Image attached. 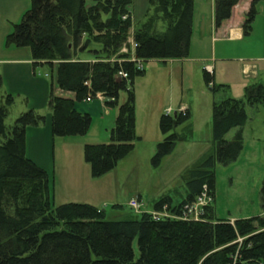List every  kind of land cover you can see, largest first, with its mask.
Instances as JSON below:
<instances>
[{"label":"trees","instance_id":"obj_1","mask_svg":"<svg viewBox=\"0 0 264 264\" xmlns=\"http://www.w3.org/2000/svg\"><path fill=\"white\" fill-rule=\"evenodd\" d=\"M194 1L149 0L146 20L134 27V0H92L91 4L88 0H31V7L7 35V46L31 48L35 69L44 64L54 72L48 99L54 137L88 133L92 116L79 111L76 101L86 100L90 93L102 92L105 104L117 107L110 141L87 143L84 147L93 177L115 169L140 140L134 86L136 77L145 69H138L129 60L131 52H120L131 30L137 58L147 61L188 57ZM239 1L214 0L216 26L231 18ZM260 1H251L244 22L246 34L252 29ZM159 24L164 30L159 29ZM93 43L101 47L93 48ZM86 55L92 59H85ZM120 71L127 76L119 75ZM213 78L205 69L206 85L214 93L227 87L212 84ZM55 86L75 92L76 98L56 95ZM122 91H126L127 98L120 103ZM14 102V95L5 94L0 103V264H264V213L231 222L217 217L212 203L205 207L201 220L155 219L147 211L139 218L107 219L105 210L90 203L71 201L56 205L49 173L26 152L27 128L44 125L46 115L28 108L14 124L7 125ZM261 102L263 83L246 86L245 99L226 97L214 102L213 152L186 171L188 197L176 205L171 198L163 197L156 203V210L167 204L171 212L180 213L185 203L197 198L204 184L215 197L216 164L236 160L244 144L242 129L231 140L226 134L246 123L247 103ZM175 113L160 116L164 138L157 145L155 163L193 134L190 112ZM184 124V131L177 132ZM262 195L264 200V185ZM136 238L138 258L133 247Z\"/></svg>","mask_w":264,"mask_h":264},{"label":"rangeland","instance_id":"obj_2","mask_svg":"<svg viewBox=\"0 0 264 264\" xmlns=\"http://www.w3.org/2000/svg\"><path fill=\"white\" fill-rule=\"evenodd\" d=\"M204 2L205 8L200 6L199 10L200 13L208 16V0ZM91 3L92 0H88V4ZM147 3L148 0H134L131 6L132 12L137 17L134 20V27L146 20L149 9V5L147 9ZM198 20L199 16L193 27L191 55H198L199 50L206 51L209 55L216 43L218 48L223 45L227 52L226 60H222L219 53L215 60L210 61L215 71L212 84L227 85V87L215 93L208 88L204 79V68H207L208 62L190 60L185 64L181 74L183 63L181 58L166 62L159 59L145 61V72L136 77L134 86L136 131L137 134L142 135V139L135 142V149L122 159L115 169L94 179V184L104 191L102 196H97L96 199L99 202L98 207L105 210L107 219L139 218L145 211L152 214L156 203L163 197L171 198L174 205L186 199L188 196L184 176L186 171L214 150V102L226 97L245 99L246 86L254 83L264 84V12L256 22H253L250 33L241 42L215 43L216 40H213V35L208 28L204 25L199 28ZM159 29L164 30V26L159 24ZM91 47L100 48L101 45L93 43ZM245 62L257 64L259 74L257 77L252 74L248 76L246 73V75L243 74L242 68ZM42 71L50 83L55 80L54 72L52 74L49 65H45ZM126 98V91H122L119 102H124ZM1 100L0 92V103ZM182 105L191 112L189 124L192 125L193 134L189 140L178 142L174 151L165 156L160 163H155L153 157L157 145L164 138L159 126L160 116L169 108L172 109V114L179 112L183 110ZM24 106H26L25 102L17 99L16 103L10 107L6 119L7 125L14 124L17 117L28 110H22ZM111 109L117 113V107ZM37 111L46 115L50 109L47 105L44 110ZM246 112V123L242 127L232 128L226 134V138L231 140L242 129L244 144L241 153L236 160L228 164L218 162L215 166L216 189L213 205L217 217L223 219L250 218L264 213L262 195L264 102L255 105L247 103ZM91 116L92 124L88 133L68 136V144L81 146L83 142L85 147L87 143L98 144L110 141V135H105L104 130L110 126L111 117H106L102 113L91 114ZM185 125L178 127L176 131L183 132ZM60 145L61 143L57 145L59 152ZM80 157L85 160L84 148ZM85 163L91 170L90 164L87 161ZM136 197H141L143 202L140 213L128 206L129 200ZM53 200L56 205L61 203L58 198L55 200L53 197ZM133 247L135 257L138 258L140 249L137 238L133 242Z\"/></svg>","mask_w":264,"mask_h":264},{"label":"crops","instance_id":"obj_3","mask_svg":"<svg viewBox=\"0 0 264 264\" xmlns=\"http://www.w3.org/2000/svg\"><path fill=\"white\" fill-rule=\"evenodd\" d=\"M204 1L205 0L194 1L193 27L194 23H197V18L199 16V28L203 27V25L208 28L213 35V40H216L215 43L241 42L245 39L248 34H246L244 30V22L252 0H240L239 3L233 7L231 18L224 21L220 26H216L215 24L214 0H208L207 2V8L209 10L208 16L200 13V6L205 8ZM29 4L30 0H0V75L3 78V86L0 87V92L2 99L5 94H12L15 96L14 103H16L17 99L18 101L25 102L26 106H24L22 110L28 108L44 110L47 108L51 90V83L46 78V74L42 71L45 65H39L35 69L30 47L6 45L7 35L13 30V25L20 22L19 20L22 19L25 11L29 9ZM148 5L149 0L147 3V9ZM257 11V16L254 22H256L258 17L264 12V0L257 4ZM132 14L134 21L137 17L133 12ZM131 37H133V34ZM198 53V55L195 54L192 56L190 51L188 57L181 58L183 61L181 74L184 71L185 64L190 60L208 62L206 66L213 68V64L210 61L215 60L219 53L221 54L220 58L226 60L225 56L227 54L225 47L222 45L218 48L217 43L213 47V51H210L209 55L206 51L201 50H199ZM84 58L87 60L92 59V57L87 55L84 56ZM168 60L175 61L174 58L161 61L166 62ZM245 67L251 68L249 74H252V76L257 77L259 75L256 63L245 62L242 68L243 74H245ZM205 69L207 68L205 67L204 70ZM214 75L215 71L213 69V76ZM54 91L55 94L59 96L72 99L76 98V94L73 91H66L56 86ZM76 107L82 112H88L90 114L102 113L106 117H111V122L109 123L110 126L104 130L105 135H109L111 128L115 124L117 113L112 111V107L105 104V100L103 101L96 98L91 101H76ZM182 107L184 108L185 105H182ZM185 110L189 111L188 108H185ZM138 135L141 140L142 135L139 133ZM26 137L27 155L49 173L50 185L55 200L58 198L61 203L71 201L90 203L98 207L99 202L96 198L97 196H102L104 191L94 184V179L97 178H94L91 174V170L87 168V164L85 163L86 160H84L83 157H80V153H83V142L81 143V146H78V144L70 145L67 142L68 136L54 137L52 133L51 111H47L46 122L44 125L29 126L27 128ZM59 143H61L60 152L59 147L57 146ZM74 146H76V148H74ZM74 153L77 154L74 155ZM230 220L231 222H234L236 219L232 218Z\"/></svg>","mask_w":264,"mask_h":264},{"label":"built area","instance_id":"obj_4","mask_svg":"<svg viewBox=\"0 0 264 264\" xmlns=\"http://www.w3.org/2000/svg\"><path fill=\"white\" fill-rule=\"evenodd\" d=\"M132 35V34H131ZM129 35L127 42L122 46L120 52L122 53H128L131 52V56L129 57V60L136 63V66L138 69L143 70L145 68V61L137 58L135 56L134 49L136 48V42L133 37ZM110 60H115V57L111 58ZM207 70L212 74L213 69L209 66H207ZM251 72V68H245V73L248 75ZM119 75H122L124 77L127 76L126 72L120 71ZM88 86H90V82H86ZM95 98H98L100 100H105V95L102 92H96V93H90L86 101H91ZM183 113H186L185 108L181 110ZM168 114H172V109L169 108L167 110ZM214 202L213 195L209 192V187L207 184L203 185V189L201 193L197 196V198L191 202H187L183 205L181 208L180 213H173L169 210V207L167 204H164L161 209L152 211V215L155 219L157 218H164V217H171V218H177V219H183V220H201L203 219V214L205 212V207L209 204H212ZM128 206L133 209L135 212L140 213L142 211L143 202L141 200V197L131 198L128 202ZM243 238H239V241H242Z\"/></svg>","mask_w":264,"mask_h":264},{"label":"water","instance_id":"obj_5","mask_svg":"<svg viewBox=\"0 0 264 264\" xmlns=\"http://www.w3.org/2000/svg\"><path fill=\"white\" fill-rule=\"evenodd\" d=\"M176 114V113H175Z\"/></svg>","mask_w":264,"mask_h":264}]
</instances>
